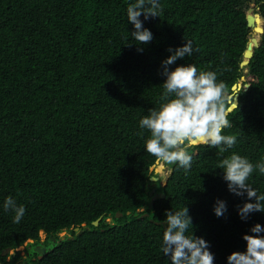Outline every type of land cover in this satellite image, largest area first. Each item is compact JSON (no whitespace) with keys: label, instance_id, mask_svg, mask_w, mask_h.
Wrapping results in <instances>:
<instances>
[{"label":"trees","instance_id":"obj_1","mask_svg":"<svg viewBox=\"0 0 264 264\" xmlns=\"http://www.w3.org/2000/svg\"><path fill=\"white\" fill-rule=\"evenodd\" d=\"M134 2L0 0L1 264L21 258L10 252L30 239L35 242L24 264H171L161 252L163 221L167 211L184 206L194 235L210 244L214 264L246 251L242 237L256 224L264 227V213L241 219L239 208L255 201L230 193L219 169L233 153L253 164L264 157V33L250 64L241 66L251 17L264 18V0H159V17H139L153 34L139 46L142 52L126 18ZM186 41L193 55L169 70L195 64L215 71L229 95L242 83L239 105L228 117L232 126L222 133L235 135L237 143L223 154L190 148V170L166 164L172 173L154 181L156 162L145 150L150 133L139 122L163 102L168 50ZM247 182L264 193L258 170ZM153 189L166 197L154 201ZM8 196L25 208L19 223L3 207ZM217 200L227 206L219 218ZM38 246L47 247L42 258Z\"/></svg>","mask_w":264,"mask_h":264},{"label":"clouds","instance_id":"obj_2","mask_svg":"<svg viewBox=\"0 0 264 264\" xmlns=\"http://www.w3.org/2000/svg\"><path fill=\"white\" fill-rule=\"evenodd\" d=\"M162 6L159 0H135L126 9V18L134 31L131 37L140 45L152 42L153 34L143 27L139 19L159 17ZM172 54L162 62V75L166 77L161 85L164 89L162 103L158 109L152 108L139 122L150 136L145 141L146 152L157 164H178L186 172L190 170L193 155L189 149L198 145L208 146L223 154L237 143L235 135L222 134L232 126L228 117L237 109L234 98L229 99L228 89L223 81H218L215 71L198 69L195 64L181 65L169 70V66L185 56L191 57L194 49L190 41L183 47L169 49ZM143 135V133H141ZM223 179L230 193L238 197L247 194L246 202L238 214L246 220L254 212L264 213V193H258L247 181L255 170L264 175V157L253 164L247 157L233 153L220 162ZM5 211L15 213L13 222L19 223L25 214L23 205H17L8 196L3 205ZM227 211L226 202L217 200L214 214L219 218ZM161 252L171 264H214L215 256L209 250L210 244L193 232L192 218L187 207L165 213ZM191 228L192 234L188 235ZM252 235H244L246 251L233 252L228 256V264H264V227L256 224L250 229ZM28 257V256H27Z\"/></svg>","mask_w":264,"mask_h":264},{"label":"water","instance_id":"obj_3","mask_svg":"<svg viewBox=\"0 0 264 264\" xmlns=\"http://www.w3.org/2000/svg\"><path fill=\"white\" fill-rule=\"evenodd\" d=\"M260 20L264 21V18L261 16L260 13H257L254 16L251 17V25H252V28H253V34L252 35L255 36V37L251 39V41H250V43L248 45V48H247V50H246V52L244 54V58H243V61L241 63V66L243 68H246L250 64V61H251V59L254 56L255 48L259 46L261 36L264 33V23H263V25L261 27L258 25V22ZM258 36H259V41H258V39H256V38H258ZM253 40H256L257 42L255 43ZM241 88H242V83H239V84H237V85H235L233 87V91L235 92V94L234 95H229L228 94L230 99L235 97L234 103H236L237 106L239 105V93L238 92L241 90ZM157 165H158L157 163L155 165H153L151 167V171H154L156 169ZM171 173H172V169H171ZM159 179H160V177H152V180H154V181H158ZM151 195L153 196V200L154 201H156L158 199H163V198L166 197V195L164 193H156L155 189L152 190ZM144 210L145 209L143 208V209H141L139 211H144ZM128 214H130V212ZM116 216L118 218L123 217V213H117ZM144 216H149V213H146ZM102 219L103 218L98 219L93 224L95 226H99L100 222L102 221ZM107 221L111 222L112 218H108ZM86 226H87V224L84 223L83 227H86ZM75 231L79 232L80 228L76 227ZM60 234L62 235V240H65L67 238V236L69 235L67 231H63ZM40 235H41V238H42V242H44L45 241L44 239L47 238L46 232L44 230H41ZM34 242H35L34 239H30L23 246L29 245L28 243H34ZM23 246L19 247L17 250H12V253L14 255H16L17 251H20ZM35 251L39 253V258H42L47 253V247L46 246H38V247L35 248ZM27 258L28 257L26 256V259ZM0 264H1V262H0ZM22 264H24V263H22Z\"/></svg>","mask_w":264,"mask_h":264},{"label":"rangeland","instance_id":"obj_4","mask_svg":"<svg viewBox=\"0 0 264 264\" xmlns=\"http://www.w3.org/2000/svg\"><path fill=\"white\" fill-rule=\"evenodd\" d=\"M255 36L252 35V38H254ZM259 40V38H256ZM158 174H159V177L160 178H163L164 176H167V175H170L171 173V169L168 165H163L162 167L161 166H158L156 167V169ZM60 237H62V235L60 234ZM42 239V238H41ZM47 239V238H46ZM44 239V240H46ZM30 244V243H28ZM28 245H25L22 247V249L20 251H17V253H19L20 257L19 259H14L12 258L11 256L8 258V261L9 263L8 264H22L23 263V259L26 258V256L28 255ZM35 250V249H34ZM11 255L13 256H16L12 253V251L10 252ZM23 258V259H22Z\"/></svg>","mask_w":264,"mask_h":264}]
</instances>
